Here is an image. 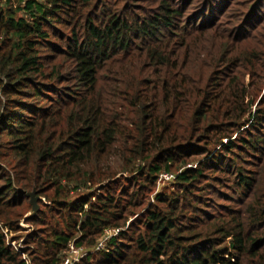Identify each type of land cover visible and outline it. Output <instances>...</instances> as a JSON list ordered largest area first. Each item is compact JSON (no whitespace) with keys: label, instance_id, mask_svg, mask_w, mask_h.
Listing matches in <instances>:
<instances>
[{"label":"trees","instance_id":"trees-1","mask_svg":"<svg viewBox=\"0 0 264 264\" xmlns=\"http://www.w3.org/2000/svg\"><path fill=\"white\" fill-rule=\"evenodd\" d=\"M110 229L77 264H264V0H0V264Z\"/></svg>","mask_w":264,"mask_h":264},{"label":"built area","instance_id":"built-area-1","mask_svg":"<svg viewBox=\"0 0 264 264\" xmlns=\"http://www.w3.org/2000/svg\"><path fill=\"white\" fill-rule=\"evenodd\" d=\"M162 178L166 180H172L176 178V176L174 174L166 173L162 175ZM118 232L119 230H116V229L106 230L105 237L103 238L102 241H100L97 244V246L93 250H89L85 247H77L75 242H71L67 250L64 251L65 258L61 264H77L90 252H96L99 250H103L106 247V244L108 243V241L112 237L116 236ZM16 248L18 247L16 246Z\"/></svg>","mask_w":264,"mask_h":264},{"label":"rangeland","instance_id":"rangeland-1","mask_svg":"<svg viewBox=\"0 0 264 264\" xmlns=\"http://www.w3.org/2000/svg\"><path fill=\"white\" fill-rule=\"evenodd\" d=\"M199 158H202V157L201 156L194 157V159H196V160H198ZM196 160L194 161L195 163L197 162ZM174 174L176 176V173H174ZM174 182H175V180H173V179L172 180L163 179V180H161V182H160V184L158 186V190L168 191L171 188L174 189ZM34 215H31V216H34ZM31 216H29V213H28L26 218H29ZM20 224H21V227H22V229L20 231H18V232H10V230L7 229V230H5V232L7 234L9 233L8 239H10V243H11V245L14 248L16 246H18V248L20 247V248L24 249L25 246H26V244L24 245V243H25L24 241L26 240L27 235L31 234L33 232L34 226L31 223H27L26 219H23ZM13 238H22V239L20 241H18V240H15ZM25 257L28 258V254H26Z\"/></svg>","mask_w":264,"mask_h":264},{"label":"water","instance_id":"water-1","mask_svg":"<svg viewBox=\"0 0 264 264\" xmlns=\"http://www.w3.org/2000/svg\"><path fill=\"white\" fill-rule=\"evenodd\" d=\"M27 196L30 197V203L32 205V208L29 212V216H31L36 214L40 209V205H39L40 196L37 195L36 189H34L32 192H28Z\"/></svg>","mask_w":264,"mask_h":264}]
</instances>
